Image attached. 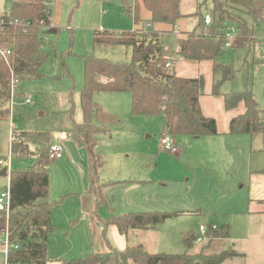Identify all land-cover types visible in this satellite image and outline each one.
<instances>
[{
	"label": "rangeland",
	"instance_id": "rangeland-1",
	"mask_svg": "<svg viewBox=\"0 0 264 264\" xmlns=\"http://www.w3.org/2000/svg\"><path fill=\"white\" fill-rule=\"evenodd\" d=\"M139 1L137 17L144 20L135 23L134 11L126 13L122 8L124 0H51L56 8L57 30L43 36L51 46L50 43L43 46L47 58L39 68V76L19 78L18 89H12L9 57L4 59L9 66V95L0 96V108L7 105L5 111L7 115L11 113L9 118L0 114V160L8 157L9 152L11 155L10 165H0V171L6 168L9 173L10 170L27 168L36 159L32 152L20 156L10 151L11 130H49L51 143H59L65 139V131L72 126L73 120L81 121L79 93L83 64L80 55L93 54L111 61H129V47L93 46V30L122 31L139 27L150 14ZM127 2L134 7L136 0ZM4 3L5 0H0V16L6 10ZM198 3H201L199 10L202 16L209 13L215 18L211 0H180L182 16L174 24L153 23V30L160 32L163 49L176 60L170 67L172 73L203 79L199 95L201 112L204 116L213 117L217 130L224 132L228 130L229 120L244 111L242 102L226 109L223 104L225 93L249 88L258 107L264 108V63L261 61L264 44L255 49V44L245 42L226 49L215 60L192 61L176 55L177 37L186 32L200 31L196 27L198 16L194 14ZM262 12L263 19L257 21L240 12L253 28L254 37L260 41H264V4ZM227 23L224 20L223 24ZM62 56L69 76H58ZM214 63L219 64L215 69ZM226 68L229 69L228 79L224 78ZM214 86L217 94L213 93ZM27 94H30V103L23 100ZM12 95L15 100L13 105ZM93 100L105 110L118 114L120 119L118 124L109 127L112 138L107 133L108 138L105 136L97 142V150L103 160V177L129 182L108 190L107 202L97 208L94 205L92 212L95 217L109 216L110 207H114L116 213L180 211V214L156 227H160L157 230L160 236L156 241L165 250L184 252L188 249L183 243V236L176 237L180 232H197L200 225L206 227L208 223H227L230 226L228 245L237 244L236 238H248V263L254 257L258 240L264 251V133L223 134L215 138L209 137L211 135H170L177 148L176 152H171L159 143L166 133L164 117L159 114L134 115L130 107V93L98 92ZM62 144L64 149L65 143ZM29 149H33L31 144ZM47 171V200L59 203L51 215L55 227L48 234L47 257L52 261L79 258L89 251L105 248L101 229L95 223L92 225L95 218L90 210L83 209L85 201L82 195L87 192V186L72 154L65 149L61 158L48 160ZM128 177L139 180L150 178L157 182L142 186L138 183L143 184V181L127 180ZM7 185V175L0 174V190ZM110 226L116 229L113 224ZM7 227L8 218L0 215V229L6 231ZM115 231L114 234L109 232L108 236L112 242H120L121 236ZM198 244L194 241L193 247ZM0 264H6V253L1 248ZM106 264H115L114 259Z\"/></svg>",
	"mask_w": 264,
	"mask_h": 264
},
{
	"label": "trees",
	"instance_id": "trees-1",
	"mask_svg": "<svg viewBox=\"0 0 264 264\" xmlns=\"http://www.w3.org/2000/svg\"><path fill=\"white\" fill-rule=\"evenodd\" d=\"M43 0L28 2H11L8 10L1 16L5 20L0 30V47L10 50L9 63L13 72L20 79L39 76V68L47 58L42 49V34L50 28V11L45 12L41 5ZM150 12L149 24L162 22L174 24L182 16L179 9L180 0H141ZM215 20L209 35H203L204 16L200 13L201 3L194 12L198 16L197 28L176 39L177 54L186 60H215L226 50L223 46L221 32L227 24H233L237 36L233 48L245 42L260 45L254 37L253 28L248 25L245 17L248 14L253 21L263 19L264 0H211ZM138 4L132 7L124 0V12H133L135 22ZM224 20L228 21L223 24ZM150 26V25H149ZM93 45H124L130 47L129 61H111L93 54L80 55L83 60V81L79 93V106L82 113L80 122H73L66 134L83 148L87 156V192L92 195L95 207L106 203L105 187L117 185L122 181L103 182L100 169L103 166L101 156L96 152L98 136L110 131V125L119 121V115L109 112L93 100L98 92L130 93L131 112L134 115H162L165 120L166 133L171 136L180 134L190 136L216 135V120L204 116L201 112L199 95L203 79L179 76L165 66L162 47L158 34L150 27L147 31L139 30H95ZM74 54V53H72ZM60 62L58 76H69L64 63ZM219 64L214 63L213 68ZM9 66L0 59V96L8 97ZM33 69L30 75L27 71ZM213 93L217 94L216 86ZM239 102L244 104V111L229 120L228 133L253 134L264 133V108L258 107L249 88L230 91L223 95L226 109L234 108ZM33 149H29V145ZM51 132L45 131H14L9 142L10 151L24 156L32 152L36 159L27 168L10 170L9 192L10 213L8 230L12 241L19 243L17 249H10L7 262L18 264H106L114 259L115 264H158L176 255L164 252H148L142 245H129L122 249L111 246L106 240L108 225L113 224L119 233L126 234L131 228H154L165 220L180 214V211H129L115 215L113 210L106 219L97 217L101 233L105 239L107 250L90 251L79 258L50 260L47 257L46 240L53 231L51 213L58 207V202H50L48 198L49 174L47 171ZM112 209V207H110ZM229 225L224 224L212 230L208 228L209 238L226 237ZM187 248L195 241V235H187L183 239ZM233 249L216 253L198 252L178 255L185 264H218L228 258L238 256Z\"/></svg>",
	"mask_w": 264,
	"mask_h": 264
},
{
	"label": "crops",
	"instance_id": "crops-1",
	"mask_svg": "<svg viewBox=\"0 0 264 264\" xmlns=\"http://www.w3.org/2000/svg\"><path fill=\"white\" fill-rule=\"evenodd\" d=\"M14 1H16V2H28L29 0H5V3H4V5H5V11L4 12H6L7 10H8V6H9V4L11 3V2H14ZM136 3L138 4V7H137V11H138V9H139V4H140V1L139 0H136ZM54 6V5H53ZM52 6V2H51V5H50V19H51V25H50V28L47 30V31H45L43 34H42V38H43V36H44V34L45 33H54L56 30H57V27H56V22H55V7H53ZM53 7V8H52ZM53 11H54V13H53ZM3 12V13H4ZM2 13V14H3ZM138 16V15H137ZM149 19H150V14H149V16L145 19V21L144 22H142V25H140L139 27H135L134 28V30H139V29H142V30H147V28L148 27H150L151 28V30L153 31V32H155V33H157L158 34V38H159V33L160 32H158V31H155V30H153L154 29V25H153V23L152 24H149ZM138 20L139 21H143L144 19H142V18H140V17H138ZM138 21V22H139ZM136 23V22H135ZM150 25V26H149ZM95 30H98V29H95ZM95 30H93V32L95 31ZM100 30V29H99ZM101 30H104V28H102ZM105 30H107V29H105ZM187 33V32H186ZM182 36V35H181ZM178 38V37H177ZM159 41H160V38H159ZM260 41V40H259ZM262 41H260V44H262L261 43ZM49 44L50 43V41H47L45 38H43V46H44V44ZM160 44H161V42H160ZM177 44V43H176ZM98 45H107V44H95V45H93V46H98ZM43 46H42V49H43ZM50 46H51V43H50ZM124 46V45H123ZM126 47V46H125ZM161 47H162V44H161ZM257 47H259V46H257ZM130 48V47H129ZM177 49H178V47H176L175 48V50H174V52H176V55H178L177 54ZM162 52H163V56L164 57H169V55L167 54V52L163 49V47H162ZM180 56V55H179ZM130 57H131V51H130ZM182 57V56H181ZM170 59H171V61H172V65H171V67H173V65L175 64V61L176 60H174L173 58H171V57H169ZM183 58V57H182ZM185 59V58H184ZM263 60H264V55L261 57V61L263 62ZM264 63V62H263ZM82 64H83V60H82ZM180 76V75H179ZM185 77V76H184ZM82 86V85H81ZM112 93H118V92H112ZM130 101H131V97H130ZM98 103V102H97ZM6 107H7V105L6 106H4V107H2V108H0V114L1 115H4L5 117H8V116H10V113L8 112V115H7V112L5 111L6 110ZM81 110V109H80ZM9 118V117H8ZM75 120H73V122H74ZM119 121H120V119H119ZM118 121V122H119ZM73 122H72V124H73ZM75 122H80V120L78 119V120H76ZM118 122L117 123H115V125L116 124H118ZM111 130V129H110ZM44 131V130H43ZM49 131V130H48ZM218 131V134H216V135H211V136H209V137H214V136H220V135H223V134H230V133H228V130L227 131H224V132H222V131H220V130H217ZM11 132H12V130H11ZM66 132V131H65ZM107 133H109L110 134V137L109 138H112V135H111V131H109V132H107ZM107 133H105V134H101V135H99L98 136V142L99 141H101L103 138H105V136L108 138V136H107ZM66 134V133H65ZM251 135V134H250ZM194 137H198V136H194ZM215 138V137H214ZM56 140V139H55ZM57 141V140H56ZM62 143L64 142L65 144H64V149L63 150H67V151H69V153H71L72 154V156L74 157V159H75V161H76V164L79 166V168L82 170V172H83V175L85 176V182H86V186L88 187V182L86 181L87 180V173H88V170H87V156H86V152H85V150L83 149V148H81V147H79L77 144H76V142L74 141V140H71L68 136H67V134L65 135V139H63L62 141H61ZM61 142H59L61 145H62V147H63V144L61 143ZM174 142V141H173ZM160 143V142H159ZM175 144V143H174ZM97 146H98V143L96 144V152L100 155V153H99V151L97 150ZM101 150L103 149L102 147L100 148ZM62 155H63V153H62ZM62 157V156H61ZM60 157V158H61ZM102 169H103V166L101 167V169H100V179L103 181V182H107V181H105V180H109L108 182H114V181H120V180H110L109 178H106L105 176L103 177V171H102ZM127 174V173H126ZM7 177H8V181H9V176L7 175ZM102 177V178H101ZM129 179H127V180H136L137 178H132V177H128ZM140 179H142V180H139V179H137L139 182H141V181H143V184H141V183H138V184H140V185H142V186H149L150 184H153V183H155V182H157V180H153V179H150V178H140ZM125 181L123 180L120 184H117V185H109V186H106V187H109L110 189H106V187H105V193L107 194L109 191H111V189L112 188H114V187H116V186H119V185H123V184H125V185H127V184H129V182H126V183H124ZM131 183V182H130ZM109 190V191H108ZM107 196V195H106ZM82 198H83V200L85 201V205H83L84 206V208L83 209H88V210H90V212L92 213V215H93V209H94V199H93V197H92V195L91 194H88L87 192H84V194L82 195ZM114 209V207H112V210ZM147 211H171V210H147ZM172 211H174V210H172ZM114 212V214L115 215H117V214H121V213H125V211L124 212H118V213H116L115 211H113ZM129 212V211H128ZM198 212V211H197ZM51 215H52V213H51ZM101 217V216H100ZM93 218H95V219H92V225H94V223H95V225L97 226V228L98 229H101V226H100V224L98 223V220H97V217H95L94 215H93ZM102 218V217H101ZM106 218H108V216L107 217H105V218H102V219H106ZM51 221H52V219H51ZM166 221V220H165ZM165 221L163 222V223H165ZM163 223H161V224H163ZM210 224H212V223H208V225L206 226L207 228H209V226H210ZM224 224H227V223H224ZM224 224H222V225H224ZM217 225V227L218 226H221V225H219V224H216ZM229 225V224H228ZM113 226H115V225H113ZM159 226V225H158ZM158 226H156V227H158ZM156 227H154V228H148V229H136V228H131V229H129L128 231H127V233L126 234H121V233H119V231H118V229L116 228V226L114 227V228H116V229H112V227L110 226V227H107V230H106V236H107V238H106V240L108 241V243L111 245V246H113V247H115V248H117V249H122V248H124L125 246H129V245H137V244H140V245H142L148 252H164V253H168V254H173V255H176V257H178V255H181V254H183V253H187V254H195V253H198V252H202V253H204V254H210V253H216V252H219V251H222V250H226V249H233V250H235L236 252H238L239 253V255L238 256H235V257H233V258H228V259H226V260H224V261H222V262H220V263H218V264H264V251H263V245L261 244V241H259L258 239V241H257V243H256V249H255V254H254V257H253V259L251 260V262L250 263H248V259H247V247H248V238H244L243 239V237L242 238H236L235 239V241L237 242V244L235 243V244H231V245H228V242H229V233H228V236H226V237H217V238H212V239H205L204 241H202V242H199V244H198V246L196 247V248H194L193 247V244H192V246L191 247H189L187 250H185L184 252H178V250L177 251H171V249H168V250H165L164 249V247L162 246V244H160V242L159 241H156V239L160 236V233L157 231L158 229H160V227L159 228H156ZM115 230H117V232H118V234H119V236H121L120 237V239H119V241L120 242H116V243H114V242H112L111 240H110V238H109V236H108V234H109V232H111V233H115L116 231ZM101 231V230H100ZM229 231H230V226H229ZM183 232H180V234H177V236L176 237H178L179 235H181V236H183V238L185 237V236H187V235H197L198 233H199V227H198V231L197 232H193L192 230H190V231H188L187 233H183ZM247 234V233H246ZM47 238H48V236H47ZM105 240V239H104ZM105 242V241H104ZM105 244V248H101V249H99V250H97V251H104V250H107V245H106V243H104ZM217 244H219L220 246H218V247H216V245ZM234 245H236V246H234ZM202 247H204V248H202ZM46 248H47V240H46ZM90 252V251H89Z\"/></svg>",
	"mask_w": 264,
	"mask_h": 264
},
{
	"label": "built area",
	"instance_id": "built-area-1",
	"mask_svg": "<svg viewBox=\"0 0 264 264\" xmlns=\"http://www.w3.org/2000/svg\"><path fill=\"white\" fill-rule=\"evenodd\" d=\"M42 7L44 8L45 12L48 14L50 11V5H51V0H43L41 2ZM215 18L209 14L206 13L204 15V29L202 34L203 35H209L210 34V27L212 23L214 22ZM5 20L3 19L2 16H0V30L2 29V26L4 25ZM221 36L223 39V46L225 49L228 48H233L236 36H237V29L233 24H228L223 28V31L221 32ZM264 44V41L261 42ZM10 50L4 49L0 47V57L2 60L7 59V56H9ZM165 66L166 67H171L172 61L169 57H165ZM6 61V60H5ZM8 61V60H7ZM264 62V60H263ZM18 81L19 77L16 75L13 70L11 69V74H10V85L12 89L14 88L15 90L18 89ZM24 102L30 103L31 102V97L30 94L24 95L23 97ZM15 100L12 95V105L14 104ZM11 105V108H12ZM11 111V109H10ZM160 145L165 148L170 150L171 152H176L177 148L170 137L168 133L163 134V136L160 138ZM63 153V147L60 143H52L49 146V153H48V160H57L62 156ZM10 152L8 154V157H6L4 160H0V165L7 167L10 165ZM7 173V172H6ZM9 174V173H7ZM10 213V192H9V181L8 185L4 186L0 190V215L6 216L8 218ZM218 227L216 225H211V229L215 230ZM209 238L208 234V228H206L204 225L199 226V233L195 235V242H202L205 239ZM19 243L16 241H12L9 236V230L8 227L6 231L0 229V248L4 250L6 253V264H18V263H9L7 262V256L9 253V250L14 248H18Z\"/></svg>",
	"mask_w": 264,
	"mask_h": 264
},
{
	"label": "water",
	"instance_id": "water-1",
	"mask_svg": "<svg viewBox=\"0 0 264 264\" xmlns=\"http://www.w3.org/2000/svg\"><path fill=\"white\" fill-rule=\"evenodd\" d=\"M30 75H32L34 73V70L33 69H29L27 71ZM230 77L229 75V69L226 68L225 71H224V78L225 79H228ZM7 171H6V168L2 169L0 171V174H5ZM158 264H185V260L183 258H180V257H173L171 259H165V260H162L160 261Z\"/></svg>",
	"mask_w": 264,
	"mask_h": 264
}]
</instances>
